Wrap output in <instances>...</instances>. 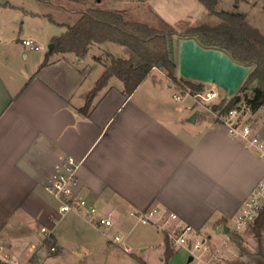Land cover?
Listing matches in <instances>:
<instances>
[{"label":"crops","instance_id":"crops-1","mask_svg":"<svg viewBox=\"0 0 264 264\" xmlns=\"http://www.w3.org/2000/svg\"><path fill=\"white\" fill-rule=\"evenodd\" d=\"M41 13L31 15L47 19ZM54 36L48 35L47 40ZM60 54L75 60L71 52H54L44 64L46 54L40 53L33 65L18 68L0 51V242L4 251L22 257L25 264L33 256L40 258V264L52 256H75L82 258L81 264H150L144 256L149 250L165 264H219L210 253H191L187 247L176 249L166 261L164 233L154 227L132 236L135 222H140L129 212L157 208L166 218L176 213L178 218L169 219V224H190L219 245L223 240L214 243V235L220 229L226 237L231 234L230 224L264 178V161L223 123L202 115L196 107L189 109L193 102L185 105L196 113L191 121L192 114L183 106L171 104V98L180 99L164 90L158 77L152 80L153 87L145 85L146 77L128 97L121 94L123 84L117 92L108 88L117 78L112 77L94 98L90 112H78L91 88L63 91L54 84L58 71L52 63ZM165 87H174L167 78ZM252 125L254 132L264 135ZM67 157L78 163L80 193L102 213L113 212L112 227L99 228L74 212L58 215L56 200L44 184L55 164ZM116 225L125 231L122 239L129 251L113 241L111 231ZM41 227L55 236L56 254L48 256L42 247L35 255L29 252V246L45 235Z\"/></svg>","mask_w":264,"mask_h":264},{"label":"trees","instance_id":"trees-1","mask_svg":"<svg viewBox=\"0 0 264 264\" xmlns=\"http://www.w3.org/2000/svg\"><path fill=\"white\" fill-rule=\"evenodd\" d=\"M39 1L42 4V15L51 22L65 26L63 32L52 38L54 48L47 53L44 64L54 52H72L77 57L84 58L90 45L94 43L113 42L125 46L130 52L128 57L111 56L110 62L86 94L85 103L77 108L82 114L90 112L94 98L108 85L112 77H117L122 82L123 95L128 97L146 77L152 75L155 81L159 80L153 74L154 67L165 70L167 77L179 89H183L182 93L187 86L193 89L202 88L203 83L177 79L176 36H194L204 46L222 48L234 60L252 64L253 68L241 85L240 92H253L252 97L245 98L252 113L264 106V33L250 24L244 12L217 10L218 0H198L206 9L205 16L200 19L171 23L158 16L155 22H147L133 17L124 9L90 5L85 0H66L84 6L71 8L60 0ZM241 100V96L237 94L229 103L223 98L213 103L211 109L217 116L212 120L221 122L220 115L227 113ZM249 227L261 240L264 230V206L259 209ZM163 233L164 256L168 261L176 249L170 242L168 232ZM40 241L42 248L48 253L59 252L52 233H46ZM52 247L55 249L52 250Z\"/></svg>","mask_w":264,"mask_h":264},{"label":"rangeland","instance_id":"rangeland-1","mask_svg":"<svg viewBox=\"0 0 264 264\" xmlns=\"http://www.w3.org/2000/svg\"><path fill=\"white\" fill-rule=\"evenodd\" d=\"M90 5H100L108 9H124L133 17L147 21L155 22L158 16L163 19L176 23L181 20H188L192 22L205 16L206 9L202 3L198 0H85ZM68 7H84L80 3H69L66 0H60ZM4 3H7L6 5ZM217 10H228L236 12H244L247 20L250 24L264 33V0H218L216 5ZM42 12V4L39 0H0V38L3 40L0 42V51L5 54L16 67H25L33 65V60L37 58L40 53L47 55L49 52V45L53 41L47 40L48 35H58L65 30V26L50 22L46 18H39L31 15ZM28 36H33V43L31 45H25L18 38L25 39ZM180 37L176 36V54L177 43ZM31 38V37H30ZM54 48V47H53ZM72 53V52H71ZM27 54V57H21ZM129 50L120 44L113 42H104L102 44H91L88 53L84 58L77 57L74 53L71 57L75 56V60L68 61L62 58V54L56 58L52 63L53 69L58 71L56 84L63 91L73 90H88L93 87L95 80L104 70L105 66L110 62L111 56L128 57ZM82 60V61H81ZM177 79V55H176V70ZM153 74L156 78L162 80V86L164 90L170 94L176 93L180 89L175 83L170 80L166 71L159 68H153ZM169 83L174 87L169 90L165 87L166 78ZM153 76L150 75L146 79L145 85L153 87ZM179 80V79H178ZM244 82V81H243ZM243 84V83H242ZM118 85H122L121 81L114 78L108 88H112V91L117 92ZM120 88V87H119ZM241 88V86H240ZM240 88L236 95L239 94L242 98L240 101L241 107H243L246 115V119L251 121L254 125L260 127L261 132H264V106L252 113L245 102V98L252 97L253 92L246 90L240 92ZM100 93V92H99ZM98 93V94H99ZM123 95V92H121ZM246 95V96H245ZM124 96V95H123ZM172 96V95H171ZM173 97V96H172ZM170 99L172 105L177 104L183 106L185 111L193 114L191 110L186 109L187 103L193 102L194 107L198 109L202 115L213 118L214 114L211 109V102L200 103L195 102L191 97L186 99H180L177 102ZM219 102L220 100H215ZM200 118V116H199ZM200 121V119H199ZM101 213V211H100ZM69 214H73L70 212ZM135 230L132 234L134 236L137 232H143L144 229H155V225L142 224L135 222ZM231 230L234 228V224H230ZM157 228V227H156ZM119 230V231H118ZM241 235L232 234L233 244L229 243L230 248L233 250H227L222 260L218 261L219 264H264V232L261 240H259L253 233L252 228L245 229ZM162 231V230H161ZM121 233L122 237L125 231L118 228V225L114 226L111 234L114 237L116 233ZM164 232V231H162ZM213 238V242L218 244L226 238V233L223 229L218 231ZM261 241V242H260ZM171 242V241H170ZM40 243V242H39ZM172 244V243H171ZM173 246V244H172ZM174 249H177L173 246ZM41 249V248H40ZM44 249V248H43ZM48 256L53 255L47 252ZM136 253L140 254V251L136 248ZM196 254L199 251L195 252ZM56 254V253H55ZM150 264H165L160 261L157 252L149 250L144 254ZM40 258L33 257L29 264H40ZM82 258L75 256H52L44 264H81Z\"/></svg>","mask_w":264,"mask_h":264},{"label":"built area","instance_id":"built-area-1","mask_svg":"<svg viewBox=\"0 0 264 264\" xmlns=\"http://www.w3.org/2000/svg\"><path fill=\"white\" fill-rule=\"evenodd\" d=\"M25 45H31L32 39H23ZM178 79L181 78L178 76ZM180 89L174 94L175 99L191 97L195 102L217 103V99H222V90L216 84H203L200 89H193L189 86ZM189 109L194 108V104L187 105ZM217 116L216 112H213ZM228 132L238 136L246 141L249 148H252L257 156L264 161V135L254 132L252 122L246 119L245 111L239 102L227 113L220 115ZM77 168L78 163L71 157H67L54 166L49 179L45 182L46 191L56 200V211L58 215H64L68 212H74L95 226L103 229L114 225V214L112 211L100 213L98 206L80 193L77 188ZM264 206V178L249 193L241 210L234 218V228L231 234L219 244L214 245L206 233L198 231L190 224H169L168 220L178 218L176 213H169L168 218L158 211L157 208L146 210H131L129 214L138 222L143 224L155 225L158 229L168 232L173 246L177 249L187 247L191 253L196 251L210 253L211 259L220 261L225 256L229 248V243H233L232 234L241 235L245 229L254 222L259 209ZM41 232L50 233L47 227H41ZM113 241L122 244L126 251L130 249L125 246L121 233H116ZM42 247V243H32L29 246V252L35 255ZM5 246L0 242V262L7 264H25L22 257L15 256L4 251ZM55 248L52 247V250Z\"/></svg>","mask_w":264,"mask_h":264},{"label":"water","instance_id":"water-1","mask_svg":"<svg viewBox=\"0 0 264 264\" xmlns=\"http://www.w3.org/2000/svg\"><path fill=\"white\" fill-rule=\"evenodd\" d=\"M54 42L50 43L52 50ZM252 64H244L232 58L224 49L202 45L194 36L180 37L177 43V71L180 78L200 82L203 84H216L222 90V98L229 103L248 73ZM196 118V113L190 117ZM228 231V227H225ZM193 256H189V261Z\"/></svg>","mask_w":264,"mask_h":264}]
</instances>
